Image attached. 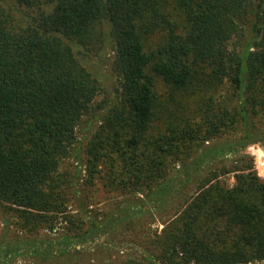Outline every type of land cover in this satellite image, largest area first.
<instances>
[{"label": "trees", "instance_id": "1", "mask_svg": "<svg viewBox=\"0 0 264 264\" xmlns=\"http://www.w3.org/2000/svg\"><path fill=\"white\" fill-rule=\"evenodd\" d=\"M97 44L111 48L116 78L99 103L76 57ZM85 116L86 187L99 179L157 208L182 205L154 253L118 264H264V178L240 153L264 118V0H0V209L20 231L52 230L58 214L82 224L65 214L80 191L58 167ZM89 217L85 238L101 228Z\"/></svg>", "mask_w": 264, "mask_h": 264}, {"label": "rangeland", "instance_id": "2", "mask_svg": "<svg viewBox=\"0 0 264 264\" xmlns=\"http://www.w3.org/2000/svg\"><path fill=\"white\" fill-rule=\"evenodd\" d=\"M111 56V48L102 47L100 44L79 47L76 50L77 60L101 86V93L95 103H99L105 96L113 97L116 78L109 71L108 62ZM162 91L163 87L160 92ZM229 95L230 91L224 85L219 89L215 100L221 103ZM82 121L84 124L77 130L72 154L62 160L58 167V173L67 178L70 184H75L74 190L81 192L78 197L69 198L65 214L80 218L82 224L78 225L74 221L70 223L69 219L58 214L52 230L43 228L35 234H28L18 229L17 218L12 212L0 209V264H118L127 256H135L144 250L154 253V236L161 231L163 222L182 207L179 204L173 209L175 202L172 201L157 208L149 205L145 192L130 193L126 188L106 187L99 179L95 180L92 187H86L81 149L94 120L85 116ZM251 123L252 132L258 140L240 153L250 157L256 175L264 178V118L257 116ZM243 134L244 130L238 127L234 131L222 132L217 139L210 142L232 141ZM229 156L230 154H226L227 159L232 158ZM230 164L231 161L225 160L220 165ZM221 180L227 186H232L234 182L231 173L222 176ZM182 188L183 195L194 192L190 186ZM80 204L84 207H78ZM89 216L101 228L85 238L84 233L90 229ZM6 247H10V254L4 251Z\"/></svg>", "mask_w": 264, "mask_h": 264}, {"label": "water", "instance_id": "3", "mask_svg": "<svg viewBox=\"0 0 264 264\" xmlns=\"http://www.w3.org/2000/svg\"><path fill=\"white\" fill-rule=\"evenodd\" d=\"M262 148H263V150H264V142L262 143Z\"/></svg>", "mask_w": 264, "mask_h": 264}]
</instances>
